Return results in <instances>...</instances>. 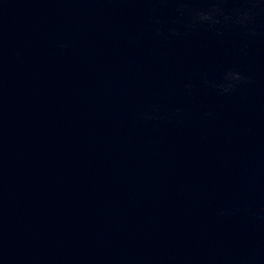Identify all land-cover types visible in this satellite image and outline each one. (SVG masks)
<instances>
[{
  "label": "clouds",
  "instance_id": "9594fccd",
  "mask_svg": "<svg viewBox=\"0 0 264 264\" xmlns=\"http://www.w3.org/2000/svg\"><path fill=\"white\" fill-rule=\"evenodd\" d=\"M176 4L178 19L169 29L170 36L179 35L181 30H198L201 28L215 29L218 36L224 34V29L240 27L245 30L255 20L258 13H264V0H207L208 7L195 9L190 7L193 0H172ZM235 3L243 5L226 10L225 5ZM160 23V21H157ZM251 35H255L252 31ZM63 47V45H61ZM247 77L236 70H228L222 78V82H209L210 86L217 89L221 95H228L234 92L239 84L244 83ZM186 88H191V84H186ZM158 107L153 106L140 114L144 121L157 119L155 113ZM240 209L226 210L224 215H234Z\"/></svg>",
  "mask_w": 264,
  "mask_h": 264
}]
</instances>
